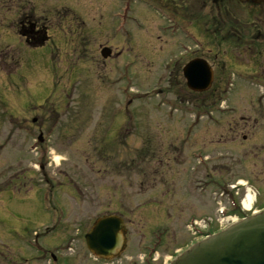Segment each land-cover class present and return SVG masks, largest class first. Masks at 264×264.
Instances as JSON below:
<instances>
[{"label":"rangeland","instance_id":"rangeland-1","mask_svg":"<svg viewBox=\"0 0 264 264\" xmlns=\"http://www.w3.org/2000/svg\"><path fill=\"white\" fill-rule=\"evenodd\" d=\"M43 1L48 8L58 0ZM59 1L61 7L78 6L85 25L62 22L54 41L29 53L23 81L15 78V49L8 50L11 74H0V264H106L91 255L84 236L96 219L112 213L131 222L130 244L111 264H131L139 254L142 263L168 200L147 190L150 185L139 194V181H215L214 169L230 174L216 161L231 149L235 159L225 166L233 182H250L239 198L250 195L252 206L258 201L262 208L264 86L246 84L247 74L238 69L243 80L233 76L237 85L221 88L208 110L202 96L169 88L172 67L187 54L179 44L190 40L180 25L163 18L164 0ZM187 18L185 24L194 21L199 28L182 27L209 37L201 29L213 19L208 11L204 18L199 12ZM175 27L179 38L172 36ZM103 47L111 49L110 60L101 57ZM17 110L18 118H10ZM240 117L258 119L250 137L215 150L211 142L227 139L220 133ZM23 118L29 119L25 125ZM40 135L43 141L34 142ZM198 149L205 164L194 158ZM169 150L177 152L173 159L166 157ZM215 188L206 184L204 213L213 220L219 217ZM165 248L153 257L157 264H169L179 249Z\"/></svg>","mask_w":264,"mask_h":264},{"label":"flooded vegetation","instance_id":"flooded-vegetation-1","mask_svg":"<svg viewBox=\"0 0 264 264\" xmlns=\"http://www.w3.org/2000/svg\"><path fill=\"white\" fill-rule=\"evenodd\" d=\"M59 2L58 0L52 3L53 6L47 8L45 5L51 4H45L43 0H37L34 3L30 0H0V74L4 76L5 72L9 71V74H11V68L7 60L9 59V53H12V50L15 49L16 53L13 55L17 59L15 65L16 67L19 66L15 71V78L17 81H23L25 79V71L28 69L29 53L42 51L45 49V45L50 41H54V38L56 39L60 33L62 22L68 26H74L77 23L85 25V21L77 16L82 14L78 6L74 7L78 12L77 14L71 6L61 7ZM162 2L166 9L164 10L172 22L180 25L177 26L179 29H187L186 27L190 28V26L194 29L193 25L199 28L197 24H193L194 21L190 22V26L185 24V21H189L187 17L190 13L199 12L201 17L204 18L206 11H208L213 18L209 24L201 26V29L207 30L209 33L207 39L204 33L203 35L198 34L200 39L194 34L198 41L202 43L201 48L197 46H193V49L190 50L185 48L186 56L172 67L173 70L170 72L169 81L171 89L181 88L188 90L183 70L194 60L205 61L213 71V84L210 91L200 94L203 97L201 99L203 104L210 103V105L215 106L219 89L223 87L234 88L236 83H233L231 79L236 74L237 76L240 74L238 69H244L247 74L248 77L246 79L249 81L246 84L264 86V0H246L244 2L241 0H164ZM61 8H64V10L60 11ZM62 12L64 13L62 14ZM182 25L186 27H182ZM78 34H81L80 37H87L89 32L79 33L78 31ZM180 35L172 34L173 38H179ZM9 36L12 41L8 42L13 45H9V43L6 45V39ZM184 38H186L185 34H183ZM189 42L185 41L179 45L184 48V45L188 46ZM4 47L7 48V52H5ZM9 49L12 50L8 51ZM121 54L123 55V52ZM238 79L241 78L238 76ZM16 113H13V117L11 115L10 118H18L19 112L15 116ZM28 121L29 119L23 118V125L28 123ZM199 121L203 122L202 119H199ZM257 121L258 119L252 121L245 117L233 119L228 124L230 129L220 133V137H227V139L211 142L214 149L217 151L221 149L227 150L229 148L227 144L234 142L238 137L246 141L250 137L253 128L250 124ZM32 123H36L35 118ZM230 151L232 154L234 153L232 149ZM175 153L177 152L174 150L167 151V159H173ZM232 154L221 155L216 161L217 166L219 165L222 170H229L230 174L224 175L221 171L214 169L219 176L215 181H201V178L197 181H139V194L144 191L145 185H150L151 187L147 188V190L155 191L162 201L168 200V203H165V207L162 204L160 206L161 210L158 218H161V222L153 226L154 230L151 232H154L153 237L150 243L147 244L150 245V251L144 256L142 263H139V254L137 257L132 258L131 264H157L160 260H154L153 257L158 249L166 247L165 249L169 250V247L173 248L176 246L182 249L174 252L177 254L179 251L189 248L206 236L216 233L229 225H223L222 223L225 220H221L220 217L213 220L205 215L206 184L216 186L213 198L216 202V210L225 209L227 220L233 217L242 219L254 211L260 212L264 210V206L261 208L257 204L258 201H256L251 213L243 212L239 193L247 191L249 188L239 189L236 186V182H233L231 169L225 166L226 162H231L235 159ZM181 158V156H177L176 160L179 162ZM194 158L198 162L200 160L202 162V159L205 160L202 149H198L194 154ZM208 160L210 162L211 158ZM179 163L181 164V162ZM242 185L248 186L250 182ZM232 201L235 202V207L231 206ZM162 208H164V211ZM112 214L119 216L123 220L125 250H127L130 244L129 226L131 221L124 217L122 213ZM180 218L182 219L181 225L178 222ZM206 222H208V226L207 230L204 231L203 224ZM186 229H189L190 233L187 232L186 234ZM191 229H195L196 233H191ZM45 253L48 252L45 251ZM49 254L50 256L53 255L52 253ZM122 254H120V257H122Z\"/></svg>","mask_w":264,"mask_h":264},{"label":"water","instance_id":"water-1","mask_svg":"<svg viewBox=\"0 0 264 264\" xmlns=\"http://www.w3.org/2000/svg\"><path fill=\"white\" fill-rule=\"evenodd\" d=\"M110 54L109 49L102 52L105 59ZM184 74L193 92H205L212 84L202 61L190 63ZM123 234V221L111 215L98 219L85 239L91 253L111 260L125 249ZM172 264H264V212L195 245Z\"/></svg>","mask_w":264,"mask_h":264},{"label":"bare ground","instance_id":"bare-ground-1","mask_svg":"<svg viewBox=\"0 0 264 264\" xmlns=\"http://www.w3.org/2000/svg\"><path fill=\"white\" fill-rule=\"evenodd\" d=\"M252 204H253V198H251V196L248 195L247 200H246V203H245V208L247 210H250Z\"/></svg>","mask_w":264,"mask_h":264}]
</instances>
